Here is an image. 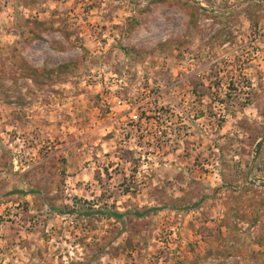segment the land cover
Masks as SVG:
<instances>
[{"label":"rangeland","instance_id":"374dc122","mask_svg":"<svg viewBox=\"0 0 264 264\" xmlns=\"http://www.w3.org/2000/svg\"><path fill=\"white\" fill-rule=\"evenodd\" d=\"M0 264H264V0H0Z\"/></svg>","mask_w":264,"mask_h":264},{"label":"built area","instance_id":"2783aa9c","mask_svg":"<svg viewBox=\"0 0 264 264\" xmlns=\"http://www.w3.org/2000/svg\"><path fill=\"white\" fill-rule=\"evenodd\" d=\"M149 100L150 99H146L145 101L148 102ZM117 105L119 107L125 108L121 115V120L122 122H127L124 129H126L125 131L128 134L132 133L131 137L135 141H139V136H144L146 138L148 137L149 132H151L149 126L152 124V122H163L161 119L163 117L162 113H150L145 108H143L144 102H127L123 100H117ZM155 131H157L159 135L163 134V131L160 129V127H155ZM131 137L129 139L130 141ZM135 148H137V146Z\"/></svg>","mask_w":264,"mask_h":264},{"label":"trees","instance_id":"16d2710c","mask_svg":"<svg viewBox=\"0 0 264 264\" xmlns=\"http://www.w3.org/2000/svg\"><path fill=\"white\" fill-rule=\"evenodd\" d=\"M155 211H157V209H148V210H146V211H144L142 213H140V212H134V216L136 218H144L148 214H150L152 212H155ZM106 216H107V218H113V219H116V220H118L120 222L126 221V217H127L126 214L119 213V212H116V211H114V212L107 211L106 212Z\"/></svg>","mask_w":264,"mask_h":264}]
</instances>
